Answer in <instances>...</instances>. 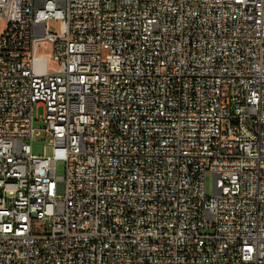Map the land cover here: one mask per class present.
<instances>
[{"label":"built area","instance_id":"1","mask_svg":"<svg viewBox=\"0 0 264 264\" xmlns=\"http://www.w3.org/2000/svg\"><path fill=\"white\" fill-rule=\"evenodd\" d=\"M0 264H264V0H0Z\"/></svg>","mask_w":264,"mask_h":264},{"label":"rangeland","instance_id":"2","mask_svg":"<svg viewBox=\"0 0 264 264\" xmlns=\"http://www.w3.org/2000/svg\"><path fill=\"white\" fill-rule=\"evenodd\" d=\"M50 30L56 29V25L53 21L50 22L49 25ZM43 114V108L37 107L34 108L33 111V126L36 129H39L42 127V121L41 117ZM47 140L44 139V136L42 133H39L38 135H35L31 141H29L30 147H31V153L35 155H42L43 153L45 155H49L51 153V147L49 145H46ZM55 172L56 175L61 177L64 174V166L62 162H57L55 166ZM213 175L211 172H208L205 176V193L207 195H211L213 192Z\"/></svg>","mask_w":264,"mask_h":264}]
</instances>
